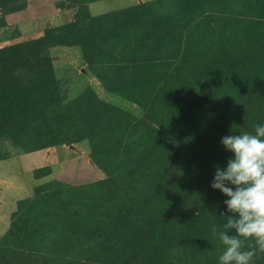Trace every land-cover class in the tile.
Wrapping results in <instances>:
<instances>
[{
  "label": "rangeland",
  "instance_id": "obj_1",
  "mask_svg": "<svg viewBox=\"0 0 264 264\" xmlns=\"http://www.w3.org/2000/svg\"><path fill=\"white\" fill-rule=\"evenodd\" d=\"M52 1L0 14V157L42 154L17 160L11 197L30 199L0 264H219L230 213L211 183L221 138L264 125V0H177L148 23L68 0L72 25L17 24Z\"/></svg>",
  "mask_w": 264,
  "mask_h": 264
},
{
  "label": "clouds",
  "instance_id": "obj_2",
  "mask_svg": "<svg viewBox=\"0 0 264 264\" xmlns=\"http://www.w3.org/2000/svg\"><path fill=\"white\" fill-rule=\"evenodd\" d=\"M226 151L233 153L225 168L217 165L211 187L228 199L221 213L224 231L212 228L224 248L219 264H253L257 252L264 253V125L254 133H230L221 138ZM233 231L234 234L229 235ZM254 245L246 247V241Z\"/></svg>",
  "mask_w": 264,
  "mask_h": 264
},
{
  "label": "crops",
  "instance_id": "obj_3",
  "mask_svg": "<svg viewBox=\"0 0 264 264\" xmlns=\"http://www.w3.org/2000/svg\"><path fill=\"white\" fill-rule=\"evenodd\" d=\"M61 1L62 0H53L52 1L53 3L52 4L49 3V5H48L49 9L48 10H44L45 11L44 13L40 12L39 16H35V17L31 16L30 19L29 18H24L23 21L20 20V21L17 22V24H20V23H23V22L30 23L32 21L36 22V21H39L40 19H42L41 17H44V16H46V17L52 16V18L53 17H60V19H62V16H64V15H66L68 17V19H67L68 22H70V23L74 22L76 20V16H77L76 7H74V8L68 7L67 1H64V0H63L64 4H61L60 6H58V4L61 3ZM100 1H105V0L94 1L92 3H87L86 4L88 13H89V15L91 17H100V16H104V15L120 12V11H123V10H127V9L135 7V6H142L144 4L156 2V1H159V0H127V3H126V5L123 8H121L119 10H116L114 12L108 13V14H102V15L95 16L91 12V7H92L93 4H95L97 2H100ZM32 6H33V4H28L27 7L24 10H22L20 13H18V14L22 15L24 13H28L29 11H31ZM42 10H43V8H42ZM63 25H65V24H60L57 27L63 26ZM20 27L23 30L24 27H25V24L20 25ZM21 29H20V35H22V33L24 35V31L21 33V31H22ZM28 154H31V155H35L36 154V155L42 157L41 156L42 155L41 151L40 152L28 153ZM25 155H27V154H24V155H22L20 157H17V158H11V159L0 161V240L10 230V228L12 226V221H13L14 214L19 209V205L18 204L21 201H24V200L30 198L29 197V198H26V199L19 200V197H17L19 194H14V196L11 197V192L17 193L20 190L19 182L16 183V178L19 176V174H16V175H13V174L14 173H19L15 169V166H17V160L18 159L19 160L22 159ZM45 164L46 163H44V165ZM44 165H42V166H44ZM40 168H42V167H40ZM37 169H39V168H36V169L32 168L31 169L32 170L31 173L34 174V177H35L36 180H42V179L36 177V170ZM38 187H36V188H38ZM33 195H34V193H33Z\"/></svg>",
  "mask_w": 264,
  "mask_h": 264
},
{
  "label": "trees",
  "instance_id": "obj_4",
  "mask_svg": "<svg viewBox=\"0 0 264 264\" xmlns=\"http://www.w3.org/2000/svg\"><path fill=\"white\" fill-rule=\"evenodd\" d=\"M68 1V0H66ZM94 1H99V0H85V1H81L80 4H81V12L89 17V13H88V10H87V7H86V4L87 3H92ZM19 0H15V1H10L8 3L6 2H3L0 4V14H3L5 12H7V9L8 8H12L11 11H8L10 12L11 14H18L20 13L22 10H24L26 7H22V6H19ZM177 3V0H159V1H156V2H152V3H148V4H144L142 6H135V7H132V8H129L127 10H123V11H120V12H116V13H112V14H108V15H104V16H100V17H94V18H103V17H108V16H129L130 18L132 17H135L137 18L136 20H138V22H145V23H148L147 22V18L142 14H138L137 12H140V11H151V12H154L156 14L160 13L162 11V8L164 6H174L175 4ZM27 6V5H26ZM78 14V13H77ZM81 14V13H80ZM78 16H76V19H77ZM91 17V16H90ZM153 17H156V16H153ZM76 21V20H75ZM74 21V22H75ZM142 22V23H143ZM72 23H70L69 25H72ZM65 27V26H63ZM67 27V26H66ZM159 27V26H158ZM5 27H3L2 25H0V29H3ZM62 28L59 27V29ZM146 28V27H145ZM145 28H142V29H145ZM149 29V28H148ZM140 34V33H139ZM64 46H68V45H64ZM33 151H36V150H33ZM32 150H29L27 149L24 154L26 153H30V152H33ZM11 156H8V155H5L3 157H0V161H3V160H7V159H10ZM39 178V177H38ZM30 199V198H29ZM23 201H21L18 205L20 207V204L22 203ZM18 212V211H17ZM16 212V213H17ZM15 213V214H16ZM14 214V216H15ZM13 220H14V217H13ZM12 225H13V221H12ZM11 229H12V226L10 228V230L2 237V239L9 234V232H11ZM2 239L0 240V242L2 241Z\"/></svg>",
  "mask_w": 264,
  "mask_h": 264
}]
</instances>
